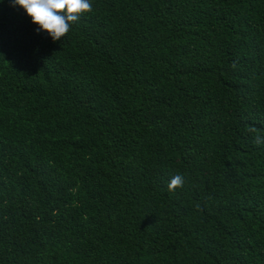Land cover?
<instances>
[{"label": "trees", "instance_id": "obj_1", "mask_svg": "<svg viewBox=\"0 0 264 264\" xmlns=\"http://www.w3.org/2000/svg\"><path fill=\"white\" fill-rule=\"evenodd\" d=\"M257 136L264 0H0V264H264Z\"/></svg>", "mask_w": 264, "mask_h": 264}, {"label": "clouds", "instance_id": "obj_2", "mask_svg": "<svg viewBox=\"0 0 264 264\" xmlns=\"http://www.w3.org/2000/svg\"><path fill=\"white\" fill-rule=\"evenodd\" d=\"M23 8L37 25V32L47 33L54 42L60 41L71 31L72 25L92 11V0H14V6ZM255 143H264L259 136ZM184 177L177 174L167 184L168 191L183 187Z\"/></svg>", "mask_w": 264, "mask_h": 264}]
</instances>
